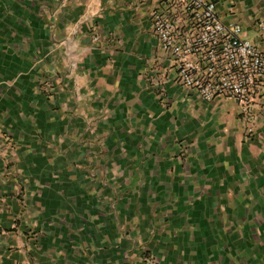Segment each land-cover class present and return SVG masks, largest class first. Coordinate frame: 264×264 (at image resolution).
I'll list each match as a JSON object with an SVG mask.
<instances>
[{
    "label": "crops",
    "instance_id": "obj_1",
    "mask_svg": "<svg viewBox=\"0 0 264 264\" xmlns=\"http://www.w3.org/2000/svg\"><path fill=\"white\" fill-rule=\"evenodd\" d=\"M160 1L0 0V264H264V98L177 85Z\"/></svg>",
    "mask_w": 264,
    "mask_h": 264
},
{
    "label": "built area",
    "instance_id": "obj_2",
    "mask_svg": "<svg viewBox=\"0 0 264 264\" xmlns=\"http://www.w3.org/2000/svg\"><path fill=\"white\" fill-rule=\"evenodd\" d=\"M149 20L177 85L206 102L231 100L244 113L264 98V52L241 37L239 25L222 22L214 2L162 0Z\"/></svg>",
    "mask_w": 264,
    "mask_h": 264
}]
</instances>
